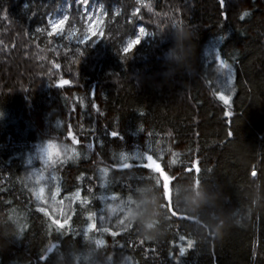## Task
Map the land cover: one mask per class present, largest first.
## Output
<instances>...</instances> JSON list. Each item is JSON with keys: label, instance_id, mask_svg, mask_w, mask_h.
I'll return each instance as SVG.
<instances>
[{"label": "trees", "instance_id": "16d2710c", "mask_svg": "<svg viewBox=\"0 0 264 264\" xmlns=\"http://www.w3.org/2000/svg\"><path fill=\"white\" fill-rule=\"evenodd\" d=\"M65 1L0 0V264H264V0Z\"/></svg>", "mask_w": 264, "mask_h": 264}, {"label": "rangeland", "instance_id": "374dc122", "mask_svg": "<svg viewBox=\"0 0 264 264\" xmlns=\"http://www.w3.org/2000/svg\"><path fill=\"white\" fill-rule=\"evenodd\" d=\"M93 2L96 4L97 7L100 4L98 2V0H89V5H88V10L89 11H93ZM68 9H69L68 4L65 1L59 7V9L56 11L55 17H50L49 16L48 18H52L53 20L62 18L64 14H67ZM65 10H67V11L65 12ZM80 10H81V13H82L83 12V5H80ZM81 13L79 14L80 17L82 16ZM103 13H104V10H103L102 13L98 12L96 16L94 14L91 18H86L84 16L83 24H82L83 27L74 26L69 34L77 35L80 38V40L84 41L88 37H90L93 32L96 33L98 31L99 33H101L100 29H101V25H102V19H103V16H104ZM89 14H91V13L89 12ZM65 19H66V17H65ZM97 20H99V23H97ZM63 25H64L63 23H60L59 21H57L56 24H52L50 26H51V29H52L53 32H58V31L62 30ZM141 29H143V33H146L145 35L142 36V38H145L146 36H148L149 32L142 25H139L138 28H137V31L134 34V36L126 39V41L124 43V48H126L128 46V44L134 38H136L137 36H141L142 35L141 34ZM43 154H45V156L47 155L45 151L42 153V155ZM47 178H49V177H47ZM47 178H45V179L47 180ZM44 186H46V185L44 184ZM39 201L41 202V204L44 205L42 207H45V209H47L48 211H52L54 209L53 204H51V202L47 200L46 193L45 194H41ZM53 202L54 201H52V203ZM62 214H64V213H62ZM60 216H62V215H60ZM61 221L63 223V220H61Z\"/></svg>", "mask_w": 264, "mask_h": 264}, {"label": "snow or ice", "instance_id": "6c2138e0", "mask_svg": "<svg viewBox=\"0 0 264 264\" xmlns=\"http://www.w3.org/2000/svg\"><path fill=\"white\" fill-rule=\"evenodd\" d=\"M66 3L68 4V7L70 8L71 7V0H66ZM75 3L77 4V5H83V12H82V15H84L86 18H91L94 14H95V16L97 15V13L99 12V13H102L103 12V9H104V6H103V4L102 3H100L99 4V6L97 7L96 6V4L93 2V11H89L88 10V5H89V0H75ZM29 6L26 4L25 5V8H28ZM67 10H65V12H66ZM89 12L91 13V14H89ZM103 14H105L106 15V13H103ZM55 15H56V9L54 8L53 10H52V12H50L49 13V16L50 17H55ZM248 15V13L247 12H245V13H243V15H242V17H241V19H243V17L244 16H247ZM65 17H67L66 19H65ZM69 20V16L67 15V14H64L63 15V17L62 18H59V19H55V20H53L52 18H49V20H48V23L50 24V25H52V24H56L57 23V21H59L60 23H63V24H65V22L66 21H68ZM97 23H99V20H97ZM37 31H39V29H37ZM57 35H59L60 33L59 32H57L56 33ZM146 33H143L142 35H145ZM96 35H100V33L97 31L96 32ZM220 41H224L225 39H226V37H224V36H221V37H219L218 38ZM91 42H92V40H85V41H83V43L84 44H91ZM128 53H130V52H126L125 51V49H122L121 50V55H122V57H125ZM84 53L83 52H81V55H83ZM217 55H219V52L217 51L216 52V57H217ZM220 57V56H219ZM225 67H231V65H229V64H225V63H223V62H221ZM69 83V82H68ZM68 83H66V84H68ZM66 84H63V85H66ZM93 107L94 108H96L97 106L96 105H93ZM0 116H3V113L2 112H0ZM113 137H117L118 136V133L117 132H113L112 134H111ZM230 135H231V133H230ZM143 166V165H142ZM197 171H198V169H197ZM181 240H184L185 239V237H181L180 238ZM193 243L194 242H192V241H187V247H188V245L189 244H191V247H193ZM191 247H188V248H191ZM184 252H185V248L184 247H181L180 248V253H181V255H183L184 254Z\"/></svg>", "mask_w": 264, "mask_h": 264}, {"label": "clouds", "instance_id": "9594fccd", "mask_svg": "<svg viewBox=\"0 0 264 264\" xmlns=\"http://www.w3.org/2000/svg\"><path fill=\"white\" fill-rule=\"evenodd\" d=\"M141 34H143V29H141ZM96 33L93 32L91 36H95ZM91 36L89 37V39L91 38ZM102 36V34H101ZM142 36H137L136 38H134L129 44L128 46L125 48L126 52H132L135 50V48L139 45V43L141 42ZM165 197L170 199V192H169V185L165 186ZM202 193L200 191V186L197 183L196 187L192 190L190 196L188 197V202L189 203H201L202 202Z\"/></svg>", "mask_w": 264, "mask_h": 264}, {"label": "water", "instance_id": "95a60500", "mask_svg": "<svg viewBox=\"0 0 264 264\" xmlns=\"http://www.w3.org/2000/svg\"><path fill=\"white\" fill-rule=\"evenodd\" d=\"M160 168L159 167H157V170H159ZM167 200L169 201V199L167 198Z\"/></svg>", "mask_w": 264, "mask_h": 264}]
</instances>
